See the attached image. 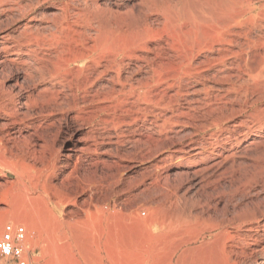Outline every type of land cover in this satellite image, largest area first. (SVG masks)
<instances>
[{"label": "rangeland", "instance_id": "374dc122", "mask_svg": "<svg viewBox=\"0 0 264 264\" xmlns=\"http://www.w3.org/2000/svg\"><path fill=\"white\" fill-rule=\"evenodd\" d=\"M59 1H40L30 15L20 19L16 12L0 7V37L16 35L26 20L33 29L46 30L43 21L60 11ZM89 1L71 0L70 6L79 8ZM249 1L253 8L250 14L264 9V0H238L244 7ZM154 25L161 26L156 21ZM31 60L15 52H4L0 44V227L13 222L24 224L34 233L29 264H260V259H264V129L254 128L244 139V128H237L236 162L221 176L208 168L207 152L191 154L195 147L214 143V132L219 141L230 139L233 143L232 130L239 121H255L253 110L264 107V101L250 106L255 95L249 92L246 100L241 95L229 96L225 85L210 90L207 99L228 117L226 131L214 126L204 129L198 122L201 116L192 110L189 111L196 117H179L165 125L160 117L170 116L168 111L156 118L146 115L120 129L94 122L91 130L90 125L76 122L74 110L65 105L55 108L48 117L37 109L19 107L27 91L42 86L35 73L33 79L25 75L32 70ZM188 85L189 82L183 98L180 96L175 104L178 110H187V105L205 97L202 92L192 94ZM9 99L15 101L10 110H18V117L29 125L21 133L9 130V118L3 108ZM75 128L80 130L77 134L73 133ZM89 129L94 138L78 142L77 154L65 158L66 149ZM247 140L253 143L244 146ZM5 144V150L13 153L21 148L41 150L46 144L45 155L58 156L54 175L48 177L50 171L46 169L38 174L29 167L21 176H15V159L8 153L2 156ZM70 170L73 175L63 185ZM44 182L57 188H43ZM59 191L69 195L64 197L66 200L56 195ZM176 207L188 214L194 226L190 223L181 227L176 241L184 243L172 254L174 243L168 237L160 241L146 231L158 233L160 228L153 222L157 212ZM219 222L236 226L243 234L237 243L240 255L235 254L229 262L219 256L221 238L219 228L214 226Z\"/></svg>", "mask_w": 264, "mask_h": 264}, {"label": "bare ground", "instance_id": "6f19581e", "mask_svg": "<svg viewBox=\"0 0 264 264\" xmlns=\"http://www.w3.org/2000/svg\"><path fill=\"white\" fill-rule=\"evenodd\" d=\"M12 1L0 0V7L16 12L20 19L30 15L44 0L35 3ZM59 2L60 11L43 21L46 30L33 29L26 20L16 35L0 37L4 52H15L32 59V70L25 75L29 79L36 75L42 85L27 91L19 107L37 109L48 117L55 108L65 105L68 110H74L76 122L90 125L91 130L94 122L120 129L146 115L156 118L168 111L170 116L160 117L165 125L179 117H196V113L189 111L192 110L201 116L198 122L204 129L214 126L219 131H226L228 117L211 104L210 98L207 99L210 90L225 85L229 96L241 95L240 98L243 96L246 100L249 92L255 95L250 106L264 101V9L256 15L250 14L253 9L250 1L244 7L238 0H90L75 9L70 6L71 0ZM248 13L250 15L246 16ZM154 21L161 26H155ZM101 80L105 83L96 85ZM188 82V86L192 83L201 86L196 89L193 84L187 87L188 91L192 94L202 92L205 97L195 99L193 105H187V110H178L175 104L184 94ZM14 102L9 99L3 108L9 118V130L21 133L29 125L24 118L18 117V110H10ZM254 111L255 121L249 124L239 121L236 129L232 128L234 144L228 138L219 141L214 132L211 135L215 142H209L207 147H195L191 155L207 152L208 168L221 176L234 164V149L238 148L239 140L237 128H244L241 134L244 139L254 128L264 129V107H255ZM38 126L42 129L40 123ZM79 131L75 128L73 133ZM89 137H93L90 129L71 143L65 158L71 153L77 154L78 142ZM248 140L244 141V146L253 143ZM6 144L2 156L8 153L15 159L12 167L15 176H21L29 167L35 168L38 174L46 169L50 171L48 177L54 175L58 156L54 153L46 156L43 151L46 144L41 150L32 147L24 151L21 148L22 151L19 149L15 153L8 148L6 151ZM72 175L70 170L62 184L65 185ZM45 187L57 188L51 182H44ZM58 193L60 200L69 196L63 191ZM171 210L160 209L153 219L160 228L158 233L146 232L160 241L168 237L174 243L172 254H176L184 243L176 241L181 227L194 224L184 210L177 207ZM224 222L214 226L219 228L221 238L220 259L229 262L238 253L237 243L243 234L236 226L229 227ZM261 263L264 264V259H260Z\"/></svg>", "mask_w": 264, "mask_h": 264}, {"label": "built area", "instance_id": "2783aa9c", "mask_svg": "<svg viewBox=\"0 0 264 264\" xmlns=\"http://www.w3.org/2000/svg\"><path fill=\"white\" fill-rule=\"evenodd\" d=\"M34 233L24 224L4 223L0 227V262L29 264L33 252Z\"/></svg>", "mask_w": 264, "mask_h": 264}]
</instances>
